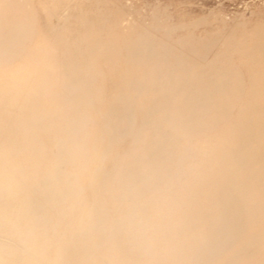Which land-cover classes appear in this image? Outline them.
Returning <instances> with one entry per match:
<instances>
[{"label":"bare ground","instance_id":"1","mask_svg":"<svg viewBox=\"0 0 264 264\" xmlns=\"http://www.w3.org/2000/svg\"><path fill=\"white\" fill-rule=\"evenodd\" d=\"M153 21L114 23L116 55L140 68L104 109L61 113L58 97L91 107L98 93L1 82L0 105L17 107L14 124L0 109V264H264V105L243 97L264 85V24L209 38Z\"/></svg>","mask_w":264,"mask_h":264},{"label":"rangeland","instance_id":"2","mask_svg":"<svg viewBox=\"0 0 264 264\" xmlns=\"http://www.w3.org/2000/svg\"><path fill=\"white\" fill-rule=\"evenodd\" d=\"M154 16H159L168 24L176 26L173 37L193 34L195 37L217 38L219 34L232 33L235 35L240 32L250 31L253 28L256 29L259 25L264 24V0H0V43L4 39H11L9 45L0 46V64L2 65H0V84L2 82L1 85L6 90L2 89V92H7V94L9 92L10 95L14 93L27 95L28 93L32 94L38 91L57 92L58 94L79 92L89 93L93 96L98 93L94 97L95 101L93 100L95 105L91 107L85 104V99H72L70 95L65 96L66 94L64 97H58L50 107L59 109L61 113H64V110L70 111V109H88V111H91L92 108L104 109L107 107L106 102L112 98L111 93L117 92L120 77L122 75L127 76L131 72H134L133 69L138 71L140 68L139 64L137 66L135 63L130 65L125 62L124 50H121L120 57L119 54L116 55L118 41L115 38V34H117L119 29H117L114 23L116 20L123 18L131 22L137 31L145 28L151 29V31L156 33L151 28L154 23ZM2 17L5 18V21L2 20ZM20 31L23 33L21 34ZM35 34H38L40 37ZM123 57L125 58L123 59ZM136 60L140 62L143 59L138 58ZM41 64L44 65L41 67ZM11 67L13 68L11 69ZM74 68H77L79 72L71 71ZM126 70L128 71L126 72ZM66 71L68 72L66 73ZM94 75L95 77H93ZM72 76L82 78L77 83L89 87L79 90L71 87L66 92L58 87L61 80H68ZM106 77L112 78L111 80L110 78L107 80ZM115 79L117 80L116 82L114 81ZM57 83L58 85L56 86ZM157 83L159 82L157 81ZM4 84L6 85L5 87ZM10 84L13 85L11 89H9ZM107 84L110 85L108 86ZM90 85L94 90L90 88ZM48 86H53L54 88H49ZM259 86L260 88H256V92L261 95L253 97L249 94L248 96H243L246 99L250 97L248 101H250L252 104L250 106L253 108H261L264 105V95H262L264 93V85L259 84ZM243 92H247V89ZM8 97L13 96L8 95L3 99L9 101ZM6 98L8 99L6 100ZM25 98L29 97L21 96L20 101H24ZM40 98L47 100V102L52 101L48 95ZM0 107V109L7 111V117L10 115L5 120L6 124H14L10 119L16 116L14 113L17 106L0 105ZM235 114L233 112L232 117ZM253 115L256 116L257 112H253Z\"/></svg>","mask_w":264,"mask_h":264}]
</instances>
